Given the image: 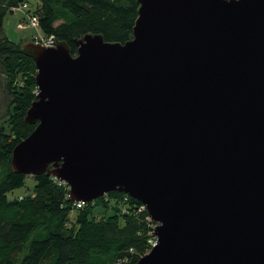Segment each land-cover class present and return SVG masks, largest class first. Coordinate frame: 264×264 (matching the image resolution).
Masks as SVG:
<instances>
[{
  "label": "water",
  "instance_id": "95a60500",
  "mask_svg": "<svg viewBox=\"0 0 264 264\" xmlns=\"http://www.w3.org/2000/svg\"><path fill=\"white\" fill-rule=\"evenodd\" d=\"M136 2L124 43H23L34 128L11 168L142 203L156 243L136 264H264V0Z\"/></svg>",
  "mask_w": 264,
  "mask_h": 264
},
{
  "label": "trees",
  "instance_id": "16d2710c",
  "mask_svg": "<svg viewBox=\"0 0 264 264\" xmlns=\"http://www.w3.org/2000/svg\"><path fill=\"white\" fill-rule=\"evenodd\" d=\"M31 0H0V31L11 9ZM42 36L66 42L75 55V39L87 32L106 41L132 38L137 17L136 0H35ZM34 6V7H33ZM0 71L9 96L7 112L0 115V264H136L150 249L152 222L141 203L112 191L77 207L68 185L56 177L15 173L10 164L13 147L34 124L24 121L35 99L36 66L22 46L0 38ZM32 190L10 198L15 190Z\"/></svg>",
  "mask_w": 264,
  "mask_h": 264
},
{
  "label": "rangeland",
  "instance_id": "374dc122",
  "mask_svg": "<svg viewBox=\"0 0 264 264\" xmlns=\"http://www.w3.org/2000/svg\"><path fill=\"white\" fill-rule=\"evenodd\" d=\"M32 4L35 6L37 5L35 0L30 1V5L28 3L27 8H19L11 13H8L4 18L3 23V30L0 31V38L4 37L8 42L13 43L15 46H22L23 43L27 41H35L36 37L42 36L43 33L41 32L39 27H30L26 26L22 29L17 28L18 23H24V19L27 20L28 16L27 13L34 10L32 9ZM34 7V6H33ZM32 9V10H31ZM4 73L0 71V115H4L7 112L9 96L6 93V87L3 76ZM35 95L37 93V86L36 89L33 91ZM33 179L31 176H28L26 179V189L20 188L15 190L14 193L10 194V198L25 195L30 193L32 190ZM149 251V250H148Z\"/></svg>",
  "mask_w": 264,
  "mask_h": 264
},
{
  "label": "built area",
  "instance_id": "2783aa9c",
  "mask_svg": "<svg viewBox=\"0 0 264 264\" xmlns=\"http://www.w3.org/2000/svg\"><path fill=\"white\" fill-rule=\"evenodd\" d=\"M27 6H28V4L24 3V4H21V5L17 6V7H13L11 10L15 11V10H17L19 8H27ZM27 16H28L27 20L24 19L25 20L24 23H21V22L18 23L17 24V28L22 29V28H24L26 26L38 27V17L32 12L27 13ZM54 40L55 39L53 38V36H38V37H36V40L34 42L38 43V44H41L43 46H48V45L52 44V42ZM84 203L85 202H83V201H74V204L77 207H81ZM137 210L139 212H141V211H146L147 212L146 207L142 203H141L140 206H138ZM146 219L149 220L150 222H152L150 217H149V215H148V213H147ZM152 224H153V226H152V236H153V228H154L155 224L153 222H152ZM155 243H156V239L153 236V238L151 240H149L150 248L152 246H154Z\"/></svg>",
  "mask_w": 264,
  "mask_h": 264
}]
</instances>
